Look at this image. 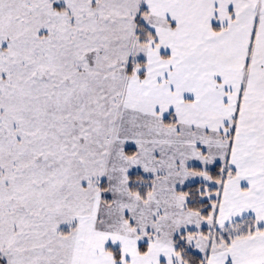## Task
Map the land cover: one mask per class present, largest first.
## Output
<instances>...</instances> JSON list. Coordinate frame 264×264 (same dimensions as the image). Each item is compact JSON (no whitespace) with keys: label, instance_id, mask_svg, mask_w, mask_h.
<instances>
[{"label":"snow or ice","instance_id":"obj_1","mask_svg":"<svg viewBox=\"0 0 264 264\" xmlns=\"http://www.w3.org/2000/svg\"><path fill=\"white\" fill-rule=\"evenodd\" d=\"M0 264H264V0H0Z\"/></svg>","mask_w":264,"mask_h":264}]
</instances>
